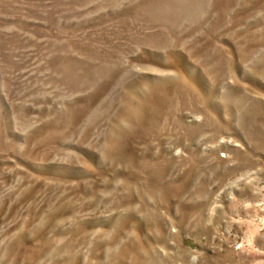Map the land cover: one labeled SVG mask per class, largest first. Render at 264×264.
<instances>
[{
    "label": "rangeland",
    "instance_id": "1",
    "mask_svg": "<svg viewBox=\"0 0 264 264\" xmlns=\"http://www.w3.org/2000/svg\"><path fill=\"white\" fill-rule=\"evenodd\" d=\"M0 264H264V0H0Z\"/></svg>",
    "mask_w": 264,
    "mask_h": 264
}]
</instances>
